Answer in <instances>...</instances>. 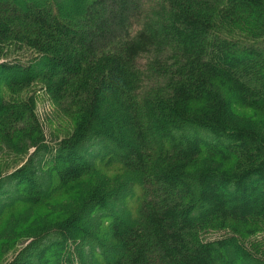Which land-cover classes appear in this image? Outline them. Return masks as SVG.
Returning a JSON list of instances; mask_svg holds the SVG:
<instances>
[{
	"label": "trees",
	"instance_id": "16d2710c",
	"mask_svg": "<svg viewBox=\"0 0 264 264\" xmlns=\"http://www.w3.org/2000/svg\"><path fill=\"white\" fill-rule=\"evenodd\" d=\"M22 2L0 0V264H264V0Z\"/></svg>",
	"mask_w": 264,
	"mask_h": 264
},
{
	"label": "rangeland",
	"instance_id": "374dc122",
	"mask_svg": "<svg viewBox=\"0 0 264 264\" xmlns=\"http://www.w3.org/2000/svg\"><path fill=\"white\" fill-rule=\"evenodd\" d=\"M18 1L20 2L21 7H23V8L24 7L25 8L27 7V5L24 2H22V0H18ZM29 58H30L29 55H25V56L23 55L22 58H21V60L22 61H25L24 63H26ZM37 99L39 100L38 107H39L40 114L43 115L44 117H51L52 116V113H53L52 112V109L51 110L50 109H47V110L45 109V107H47V104H48L47 101H46L47 98L45 97V95L42 94V93H37ZM186 136L187 137L189 136V132H186ZM118 168H119L118 165H112L109 169H105V168H102L100 166V169L98 170V172L101 173V174H103V175H105V176H107V177H114V176L117 175L116 172H119V171H117ZM135 190H136V188H135ZM70 195L72 196L73 193L71 194V192H68V196H70ZM135 195H138V191L137 190L135 191ZM63 200L65 201V198L62 197V196H60V197H58L56 199L57 202L58 201L59 202L60 201L63 202ZM121 201H122V206H124L127 210L131 211V209H133V207L136 204L135 201H137V197H136V199L133 196H131V197H124V198L122 197V200ZM50 216H52V215H50Z\"/></svg>",
	"mask_w": 264,
	"mask_h": 264
}]
</instances>
